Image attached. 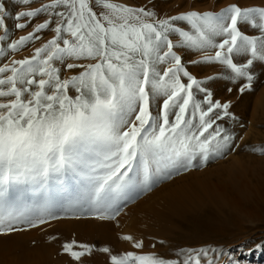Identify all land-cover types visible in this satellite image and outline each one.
I'll return each mask as SVG.
<instances>
[{"label": "snow or ice", "instance_id": "obj_1", "mask_svg": "<svg viewBox=\"0 0 264 264\" xmlns=\"http://www.w3.org/2000/svg\"><path fill=\"white\" fill-rule=\"evenodd\" d=\"M16 2L23 10L10 13L0 0V235L69 214L116 220L160 183L241 147L244 137L225 121L245 124L206 83L224 78L241 95L253 91L255 65L264 64V4L231 0L201 9L193 0L161 16L154 0ZM37 41L30 55L11 58ZM199 65L227 74L198 78L190 68ZM54 188L72 193L60 211ZM120 238L144 248L131 234ZM61 250L73 264L96 251L110 264H221L226 254L210 247L176 258L114 254L76 239Z\"/></svg>", "mask_w": 264, "mask_h": 264}, {"label": "bare ground", "instance_id": "obj_2", "mask_svg": "<svg viewBox=\"0 0 264 264\" xmlns=\"http://www.w3.org/2000/svg\"><path fill=\"white\" fill-rule=\"evenodd\" d=\"M164 1L155 0L154 4L156 2L162 4ZM261 103H264V100ZM243 157V155L240 157L232 156V158L230 157L231 160L228 158L229 161L226 164L219 162L220 164L215 167L216 169L214 168L210 173L203 175V178L195 177L194 180H186L185 183L168 188L167 192L164 190L166 194L159 200L156 199L158 197H154L151 194L157 201H154V204L151 203L149 209H146V207L150 199L149 201L147 200V203L143 201L145 208L143 211L139 209L142 214L139 218H135L136 221L133 226H130L131 230L133 229L145 236L144 245L146 247L155 244V249L153 248L151 251L159 256H162V253H165L166 250H172L174 253H180L181 255L182 250L193 249L194 245H198L199 248L204 247L202 244H206L207 240L203 239L207 237L214 239L213 242L215 241L218 244H224L225 241L232 240L238 234L230 236L229 232H231L233 227V229L241 228V216H243L241 218L252 220L264 219V166H260L261 168H258L259 171L255 172V167L260 160H263L260 158L255 159L259 161L254 165V169L253 167L250 168L253 164L246 167ZM243 164H245V167ZM208 189H216L218 191L215 196L220 201H217L216 206L217 209L219 208L218 210L228 211L225 217H222V214L220 217V212L217 214L216 211H210L206 207L207 205L209 206V203L211 204L209 202L210 198L206 196V198H203L202 196L208 192ZM157 193L154 194L157 195ZM213 205L215 206V203ZM176 221L182 222L183 226L191 232L180 231ZM63 222H59L60 226H56V222L45 224L47 225L45 226V231H41V233L28 229L15 236L0 237V264H73L71 259L63 254L61 250L62 244L71 239L94 245L97 249L107 246L112 249L114 254L118 252L120 244L117 234L118 227L114 221L107 220L102 223L81 221L82 223H77L70 228L63 227L67 225L63 224ZM161 226L163 227L161 228ZM238 231L240 232L241 230ZM199 233L202 235L198 236ZM53 236L57 237V239L52 240L51 237ZM196 236L198 237L196 238ZM201 239L203 240L202 242H200ZM180 245H186L185 247L188 245L189 248L182 249V247H179ZM165 254L168 255V252ZM100 256H102V252L96 251L92 256L85 258L84 264H103L102 259L104 256Z\"/></svg>", "mask_w": 264, "mask_h": 264}, {"label": "rangeland", "instance_id": "obj_3", "mask_svg": "<svg viewBox=\"0 0 264 264\" xmlns=\"http://www.w3.org/2000/svg\"><path fill=\"white\" fill-rule=\"evenodd\" d=\"M38 2H39V0H37V3L33 4L32 6L33 7L38 6ZM111 2L131 4V5H141V4H149L150 0H111ZM229 2H231V0H226V1L225 0H219V3L217 2V0H196V6L198 8H201V9L211 8L213 6L219 8V7L225 6ZM243 2L247 3V4H255V5L264 4V0H243ZM158 3L156 2V4H154L155 5L154 10L156 12H158L161 16H167V15H174V14H176L177 11L183 10V9L177 8V5L179 3H184L186 7H189L192 5L193 0H184V1L183 0H165L162 4H158ZM5 4H6V9L10 13H14L15 11H18V10H23V5H18L16 0H5ZM42 18L43 17H41V19ZM28 31H31V28L24 29V30L16 33V35L17 36L24 35ZM0 34H2V33H0ZM42 35H43L44 40H47L48 38L51 37L52 33L51 32H45ZM42 42L43 41L35 42L34 44L27 47L25 50H22L20 53L13 55L11 58L12 59H19V58H22V56L30 55L34 51V48L39 47ZM192 58H194V57L191 55L187 57V59H192ZM254 70H255L256 80L253 84V91L246 92L243 95H241L238 92V87H239L238 83H233L232 81L224 79V78H219V79H216L213 81H208L206 83V86L210 87L211 90L214 92L215 98L220 99L221 101H227V100L232 101L233 107H232L231 111H233L238 117H240V123L245 124L244 129H239L237 123L227 121V120L225 121L226 124L231 123L232 126L234 128H236L237 131H239L240 135H242L244 137V139L242 141H239L241 147L238 148L236 151L230 153L227 157L217 159L214 162H210L205 167H202L200 169H193L190 172H187V173L181 174L180 176L174 177L172 180L162 182L159 185H157L156 187H154L151 191L140 196L139 199L135 200L134 203H129L128 206L124 209V212H122L121 215L116 218V220H111V221H114V223L118 227L117 228V234H118L120 244H119L118 252L116 254H122V253L127 252V251L137 252L138 254L141 252L142 253H154L153 251H151V249L153 250V248H154L152 245L149 247H146L144 245V248L142 250H137V249L132 248L131 244L123 241L120 238L122 235L131 234L134 237H136L137 239H141L144 241L145 236L141 235L140 233H138L137 231H135L133 229L131 230L130 226H133V223L142 214V211L145 208L144 203H147V200L149 201V199H150V202L147 203L148 205L146 207V209H149V207L151 206V203L154 204L155 203L154 201L159 200L161 197L163 198V196L166 194L168 188H170V187L172 188V187L177 186L183 182L185 183L186 180L187 181L188 180L189 181L194 180L195 177L201 179L204 177L203 175H206V174H208V172L210 173L211 171H213L214 168L217 167V165H219L221 162L226 164L227 161L231 160L232 156L240 157L241 155H243L244 156L243 161H245L246 167L247 166L249 167V165L253 164V166H250V168H252V167L254 168L255 167L254 165H256L257 161H259V160H255V159H259V158L262 159L263 161L260 160L261 163L259 161V163L255 167L256 168L255 172L259 171L258 168H261L262 166H264L263 165L264 164V154H261V152L259 151V149L261 147H264V103H261V101L264 100V64L257 63L255 65ZM190 71H192V73L194 75H196L198 78H204L208 75H215L217 73H222L223 75L227 74V73H223L222 66H220V65H199V66L191 67ZM69 74H71V73H69ZM228 88H232L233 91L231 93H229L227 91ZM258 104H260V105H258ZM228 158H229V160H228ZM244 158H246V160H244ZM253 160H255V161H253ZM251 161H252V163H251ZM262 162H263V164H262ZM245 164H243L244 167H245ZM207 169H209L210 171ZM189 178H193V179H189ZM183 179H184V181H183ZM175 182H176V184H175ZM171 183H174V184H171ZM164 185H166V186H164ZM158 191L161 194L163 192L162 196ZM207 191L208 192L205 191L206 194H204V196H202V197L204 198L206 196L207 198H210L209 202H211V204H212V202H213V204L215 203V206H216V203H218L220 201V200L216 199V196H215L218 194V191L216 189H208ZM157 192L159 193L160 196L158 195ZM154 193L155 194L157 193L158 196L155 195ZM51 194L54 198V206H55L57 211H60L61 209L66 208L68 206V203L72 199V193L64 192L62 189H59V188H54ZM151 194H153L154 197H158V198H156L157 200L155 198H153V196ZM143 201H144V203H143ZM141 202H142V204H141ZM136 204H137V206H136ZM211 204L209 203V206H211V207H209L208 205L206 207H208L210 211H213V212L216 211L217 214L220 212L219 213L220 217H221V214H222V217H225V215L228 211L226 212V210H223V209L218 210L219 208L217 209V206L215 207L213 204L212 205ZM142 205H143V209H142ZM139 209H141L142 211ZM134 212H135V214H134ZM200 213H201V211H200ZM135 215H136V217H135ZM241 217H243V216H241ZM241 217H240V221H241L240 227L241 228L233 229L234 227L232 226L233 228H231L232 230H231V232H229L230 236H234V235L238 234L232 240H230L228 242L225 241L224 244L220 243V244H223V245H220L218 243H215V241L213 242L214 239H209L207 237L208 239L207 238L203 239V240H207V243L206 244L204 243V244L206 246L209 245L208 247H210V248H221L225 251L226 254L221 258V264H227L229 259L235 260L236 264H264V219L252 220V219L241 218ZM81 221H83V222H91V221L94 222V221H96V223L104 222V221H101V220H98L95 218H77V217L69 214V215H62L61 219L52 220L48 224L56 222V226L57 225L60 226L59 222L60 223L63 222V224L64 223L67 224L63 227L70 228V227H74V225L77 223H82ZM179 222L180 221H178V222L176 221V223L178 224V229L180 231L183 230L184 232L185 231L191 232L190 230H187L185 226H183L182 222H180V223ZM47 225L44 224V225H41V226L36 227V228H30L29 230H34V231L36 230V231H39L41 233V231L42 232L45 231V226H47ZM163 226H161V228ZM129 227H130V229H129ZM60 228H62V227H60ZM242 228H243V230H242ZM27 230H25V231H27ZM238 230H241V231L239 232ZM234 231H235V233H234ZM19 233H17V234H19ZM17 234H14L11 236H15ZM200 235H202V234L199 233L198 236H200ZM11 236L0 235L1 238L2 237L3 238L11 237ZM198 236H196V238ZM203 240L201 239L200 242H202ZM195 242L200 243L199 241H195ZM210 242H211V244H210ZM204 244H202V245L204 247H206ZM185 246L186 245H184V246L180 245L179 247H182V249L183 248H189L188 245H187V247H185ZM195 247L199 248L198 245L197 246L194 245L193 249ZM169 251H171L170 253H172V254H170ZM167 252H168V255L165 254ZM165 253H162L161 257H164L165 255H167V256H165L166 258H176L177 256L180 255V253L176 254V252L174 253V251H172V250H166ZM102 256H104L102 259V263L103 264H110L108 255L104 254L102 252ZM102 256H100V257H102Z\"/></svg>", "mask_w": 264, "mask_h": 264}]
</instances>
